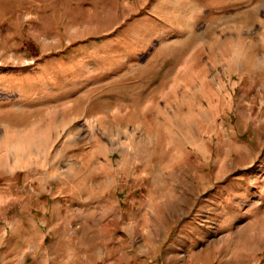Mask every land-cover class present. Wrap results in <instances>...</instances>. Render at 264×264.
<instances>
[{
    "label": "rangeland",
    "instance_id": "1",
    "mask_svg": "<svg viewBox=\"0 0 264 264\" xmlns=\"http://www.w3.org/2000/svg\"><path fill=\"white\" fill-rule=\"evenodd\" d=\"M4 123L0 264H264V0H0Z\"/></svg>",
    "mask_w": 264,
    "mask_h": 264
},
{
    "label": "bare ground",
    "instance_id": "2",
    "mask_svg": "<svg viewBox=\"0 0 264 264\" xmlns=\"http://www.w3.org/2000/svg\"><path fill=\"white\" fill-rule=\"evenodd\" d=\"M22 121L26 124L27 123V119L25 120V119H22ZM17 124H16V122L14 121L13 123H12V126H16ZM22 125H24V124H22ZM3 127L5 128L4 130H3V132H4V137H0V163L3 161V162H5V161H7V160H10V159H8L9 158V155L11 154V150L13 149L12 148V146H10V144H7L6 145V141L8 140V142H9V140L11 139V137L13 136L12 135V133H16L17 132V130L18 129H13V128H10L11 127V125L9 126V125H7V124H5L4 123V125H3ZM12 130H14V132L12 131ZM12 131V133H10ZM26 136H28V135H26ZM6 137V138H5ZM9 137V138H8ZM35 137V136H34ZM33 139V138H32ZM39 139V138H38ZM15 140H16V138H15ZM24 140V139H23ZM34 140H35V138H34ZM18 141V140H17ZM5 143V144H4ZM30 143V142H29ZM28 143V144H29ZM34 143V142H33ZM43 143V142H42ZM16 144V143H15ZM20 144H22V143H20ZM31 144V143H30ZM29 144V145H30ZM40 145V144H39ZM14 147H17V146H14ZM32 147V146H31ZM35 147V146H34ZM25 149V148H24ZM34 149V148H33ZM16 152V151H15ZM14 152V153H15ZM32 153V152H31ZM13 154V153H12ZM26 155H27V153H25ZM24 154V155H25ZM21 155V154H20ZM30 155H32V154H30ZM25 157V156H24ZM29 157V156H28ZM23 158V157H22ZM11 159H13V158H11ZM29 160L24 164V165H26V166H29ZM24 163V162H23ZM16 164H18L17 163V160L16 159H13L12 160V163H11V166H15ZM18 166V165H17Z\"/></svg>",
    "mask_w": 264,
    "mask_h": 264
},
{
    "label": "crops",
    "instance_id": "3",
    "mask_svg": "<svg viewBox=\"0 0 264 264\" xmlns=\"http://www.w3.org/2000/svg\"><path fill=\"white\" fill-rule=\"evenodd\" d=\"M219 117V123H220V128H228L230 127V124L228 123V121L226 120H223V118L221 116H218ZM207 119H210L209 117H206ZM247 123H245L244 125H246ZM239 137H241V135H248L249 132H248V127L247 128H244L242 129L241 133H236Z\"/></svg>",
    "mask_w": 264,
    "mask_h": 264
}]
</instances>
